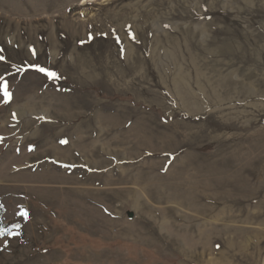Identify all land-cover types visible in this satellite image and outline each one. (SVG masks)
<instances>
[{
	"label": "rangeland",
	"instance_id": "obj_1",
	"mask_svg": "<svg viewBox=\"0 0 264 264\" xmlns=\"http://www.w3.org/2000/svg\"><path fill=\"white\" fill-rule=\"evenodd\" d=\"M0 57V264H264V0H0Z\"/></svg>",
	"mask_w": 264,
	"mask_h": 264
},
{
	"label": "snow or ice",
	"instance_id": "obj_2",
	"mask_svg": "<svg viewBox=\"0 0 264 264\" xmlns=\"http://www.w3.org/2000/svg\"><path fill=\"white\" fill-rule=\"evenodd\" d=\"M3 57H0V60H2ZM39 71L41 72H45L48 76L50 77H55L56 74L53 73V72H48L46 69H43V68H40ZM0 91L3 92V96H4V99H5V102L9 101L11 99V92L8 90V85L7 83L5 82L2 86H0ZM61 143H67L66 140L64 141H61ZM22 215L24 216H27V212H23ZM16 227H19V225H16ZM3 233H0V235H2Z\"/></svg>",
	"mask_w": 264,
	"mask_h": 264
},
{
	"label": "trees",
	"instance_id": "obj_3",
	"mask_svg": "<svg viewBox=\"0 0 264 264\" xmlns=\"http://www.w3.org/2000/svg\"><path fill=\"white\" fill-rule=\"evenodd\" d=\"M4 210H3V207L0 203V223H1V218H2V214H3ZM1 225V224H0Z\"/></svg>",
	"mask_w": 264,
	"mask_h": 264
}]
</instances>
